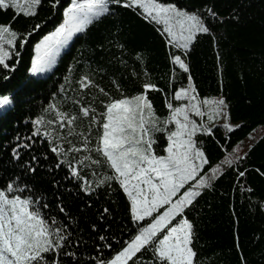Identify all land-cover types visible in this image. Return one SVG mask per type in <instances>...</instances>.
I'll use <instances>...</instances> for the list:
<instances>
[{"label":"trees","instance_id":"16d2710c","mask_svg":"<svg viewBox=\"0 0 264 264\" xmlns=\"http://www.w3.org/2000/svg\"><path fill=\"white\" fill-rule=\"evenodd\" d=\"M158 2L202 13L212 8L219 17L206 21L212 35L199 34L186 59L196 94L201 98L223 99L230 120L240 123L230 134L216 126L214 137H197L198 146L211 166L219 165L226 155L234 154L238 144L252 131L264 125V0ZM68 4L69 0H60L53 14L50 0H43L37 17H20L13 24L18 31L36 23L42 27L29 38L19 62L13 65L15 70L6 73L9 79L5 80V73H0V95L14 99L6 118L0 119V188L20 176L43 196L50 205L47 212L61 222L65 214L58 212L57 205L62 203L66 214L78 221L73 225L71 250L76 252L80 264H93L89 257L97 256V249L103 258L110 259L136 234L130 221V202L116 184L110 189L101 188L92 196L81 190L83 185L77 188L78 182L67 175V168H54L57 157L50 152L45 137L33 135L40 127L33 121L40 116L51 118L52 114L44 111L49 104L59 105L64 112L78 113L79 106L71 98L79 97L77 82L85 74L117 98L120 93L112 86L113 79L119 81L126 96L139 94L144 82L156 85L163 91L149 90L147 94L161 119L169 114L165 99L172 100V94L190 82L186 79L188 74L178 68L173 70L169 53L178 54V50L168 45L162 26L147 18L142 9L116 6L112 8L113 14L90 25L86 33L76 35L49 73L33 77L30 67L36 55L35 44L62 22V9ZM12 16V10L0 11V23L10 21ZM137 56L142 59L138 61ZM132 73L140 74L139 78ZM84 91L90 94L82 99L83 106L94 102L100 111L99 100L92 101L98 91ZM181 103L173 101L174 106ZM3 115L5 110L0 109V116ZM47 130L55 135L52 126ZM157 137L154 147L163 155L164 134L157 133ZM25 144L29 147L24 148ZM13 150L19 151L20 161L12 158ZM245 155L238 166L239 171H245V177L237 176L236 166L224 169L214 181L213 189L204 190L194 210L186 212L196 233L197 264H264V136ZM28 163L36 167L35 174L23 173ZM88 179H92L90 175ZM104 208L109 209L108 214L103 213ZM100 236L111 244L110 249ZM143 258L150 260L151 252ZM62 264H68L63 256Z\"/></svg>","mask_w":264,"mask_h":264},{"label":"snow or ice","instance_id":"6c2138e0","mask_svg":"<svg viewBox=\"0 0 264 264\" xmlns=\"http://www.w3.org/2000/svg\"><path fill=\"white\" fill-rule=\"evenodd\" d=\"M42 4L43 0H0V11L13 12L10 21L0 23V73H5V80L9 79L6 73L15 70L13 65L19 62L29 38L42 27L36 23L29 29L18 31L13 24L20 17H37ZM59 4L60 0H50L53 14ZM113 6L142 9L147 18L157 24L162 23L168 45L178 50V54L169 53L173 70H182L188 74L186 79L191 81L186 63L191 45L199 34L212 35L206 21L219 20V17L212 8H206L203 13L188 12L158 0H69L62 9V22L35 44L31 75L36 77L49 73L61 50L73 37L86 33L90 25L113 14ZM136 59L139 61L142 57L137 56ZM130 75L139 78L140 74ZM77 83L79 97L71 99L74 105L79 106V112H64L59 105L49 104L44 111L51 113V118L37 117L33 123L40 127L33 135L46 138L50 152L57 157L54 168H67V175L78 182L77 188L83 185L81 190L88 196L101 188L110 189L113 184L118 185L130 202V221L136 229V234L110 259L103 258L100 249H97V256L89 259L93 264H197L196 233L186 212L194 210L204 190L213 189L214 181L224 169L236 166L238 177L246 174L238 169L246 155L229 153L220 165L213 168L197 143L198 136H215L212 125L217 117L221 121L230 120L224 112L225 101L217 100L213 111L208 112L204 106L209 101H198L196 89L189 83L188 87L176 90L172 100L165 99L169 114L161 119L147 94L149 90L163 91L154 84L144 82L139 94L126 96L119 81L113 79L111 84L120 93L117 98L97 85L88 74ZM85 89L98 91L92 101L99 100L100 111L94 102L83 106L82 99L90 94ZM61 91H64V85H61ZM173 101L186 103L174 106ZM13 104V97L0 95V109L5 110L0 119L6 118ZM193 115L200 117L201 121L207 115L209 123H197ZM50 126L55 135L47 130ZM219 127L230 134L240 126L225 122ZM157 133H163L166 140L163 155H157L154 147L158 143ZM23 147L28 148L29 145ZM12 158L20 161L18 150H13ZM205 165H208V170H205ZM35 172L36 167L31 163L24 165V174ZM49 208L43 196L24 183L20 176L10 179L0 188V264H62V256L68 264H80L76 252L71 250L73 225L78 221L66 214L62 203L57 205V209L60 214H65L63 222L48 213ZM103 213L108 214L109 209L104 208ZM99 239L105 241V247L111 248L104 236ZM148 252H151V259L145 260L143 257Z\"/></svg>","mask_w":264,"mask_h":264},{"label":"rangeland","instance_id":"374dc122","mask_svg":"<svg viewBox=\"0 0 264 264\" xmlns=\"http://www.w3.org/2000/svg\"><path fill=\"white\" fill-rule=\"evenodd\" d=\"M160 3V2H159ZM180 9V8H179ZM182 10H186V9H182ZM143 11V10H142ZM188 12H197V11H191V10H187ZM150 19V18H149ZM161 26H162V28H163V30H164V25L161 23L160 24ZM165 32V31H164ZM166 33V32H165ZM79 34V33H78ZM77 34V35H78ZM166 35H167V33H166ZM75 37V36H74ZM74 37H73V39H74ZM168 37V36H167ZM72 39V40H73ZM72 41H70V43H71ZM70 43H69V45H70ZM69 45L66 47V48H64V49H62L61 50V53H60V55L69 47ZM59 55V56H60ZM59 58V57H58ZM58 60V59H57ZM191 83V82H190ZM191 85H192V83H191ZM189 86V84H187L185 87H188ZM193 86V85H192ZM197 95V94H196ZM204 99H207L208 101H209V103H208V105H205L204 107H205V109H206V111H208V112H211V111H213V105H214V103L217 101V100H220V98H218V97H199L198 95H197V100L198 101H202V100H204ZM182 103H186V101H182ZM181 103V104H182ZM224 112H225V114H226V116H228L227 115V106L224 108ZM192 118L193 119H195L196 121H197V123H204V124H208L209 123V121H208V117H207V115H205V117H204V119H203V121H201V119H200V117H196V116H192ZM225 122H227V123H230L231 125H233V126H236V125H239L240 126V123H235V122H232L231 120H225V121H221L220 120V118L219 117H217L216 118V122H215V124H213L212 125V128H214V127H216V126H219L220 124H222V123H225ZM171 127H174V125H170ZM264 136V125H261V126H259V127H257L254 131H252L241 143H239L238 144V146L235 148V152H234V154H238L239 156H243L260 138H262ZM197 139V138H196ZM166 146V145H165ZM159 149H160V146H159ZM157 153V155H162V154H159L158 152H156ZM165 154V153H164ZM220 165V164H219ZM217 165H215V166H212L213 168L214 167H216ZM221 167H223L222 165H221ZM205 170H208V167H206V165H205ZM220 175V174H219ZM218 175V176H219ZM162 211V210H161ZM173 223H175V221L173 222Z\"/></svg>","mask_w":264,"mask_h":264}]
</instances>
